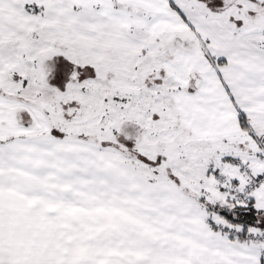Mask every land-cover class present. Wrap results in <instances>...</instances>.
Here are the masks:
<instances>
[{
    "label": "snow or ice",
    "instance_id": "1",
    "mask_svg": "<svg viewBox=\"0 0 264 264\" xmlns=\"http://www.w3.org/2000/svg\"><path fill=\"white\" fill-rule=\"evenodd\" d=\"M0 264H264V0H0Z\"/></svg>",
    "mask_w": 264,
    "mask_h": 264
}]
</instances>
